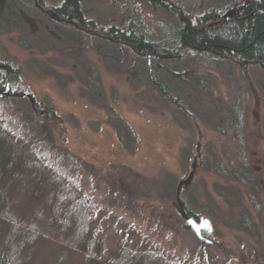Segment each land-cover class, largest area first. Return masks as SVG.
<instances>
[{
    "label": "rangeland",
    "instance_id": "rangeland-1",
    "mask_svg": "<svg viewBox=\"0 0 264 264\" xmlns=\"http://www.w3.org/2000/svg\"><path fill=\"white\" fill-rule=\"evenodd\" d=\"M165 1L175 13L149 0H80V10L93 27H140L171 49L178 47L175 29L186 24L179 9L190 24L204 11L223 15L246 0ZM61 2L0 0V62L12 66L10 86L35 99L33 109L22 96L1 98L4 114L24 123L23 142L11 137L15 167L37 161L49 140L75 156L82 167L76 164L75 175L66 176L92 206L108 254L123 240L183 264H264L260 62L210 61L185 50L159 59L154 48L141 56L94 28L45 14ZM193 162L194 177L180 199L195 226L175 203L177 184ZM241 162L252 177L238 172ZM23 169L25 182L11 192L10 211L31 217L38 200L29 198L30 174ZM205 221L209 231L201 228ZM33 248L28 264H84L53 238L38 239Z\"/></svg>",
    "mask_w": 264,
    "mask_h": 264
},
{
    "label": "trees",
    "instance_id": "trees-1",
    "mask_svg": "<svg viewBox=\"0 0 264 264\" xmlns=\"http://www.w3.org/2000/svg\"><path fill=\"white\" fill-rule=\"evenodd\" d=\"M149 3L176 12V8L168 1L149 0ZM242 5L241 15L245 17L239 20H222L220 13L214 9L200 13L186 28L175 29L174 43L178 47L171 49L150 40L140 27H128L126 30L113 26L107 29L93 27V23L87 21L80 10V0H62L53 7V11L61 18L77 23L78 28H94L98 34L130 47L141 56L149 54L153 48L159 53L172 52L177 55L185 50L195 58L207 57L210 61L232 62L233 57L256 61L264 69V0H248ZM12 74V66L0 62V89L7 82L11 83ZM161 87L165 89V85ZM2 99L0 98V264L30 263L34 256L35 242L50 238L79 253L84 264H183L155 251L129 248L123 240H118L117 248L108 254L104 241L96 232L92 206L80 198L74 188L75 180L66 176L75 175V165L79 164L80 168L82 163L70 152L58 151L49 140L43 142L51 153L46 150L42 154H35L37 161H24L21 167H15L17 146L11 137L23 142L26 138L24 123L4 114L2 105L5 103ZM35 140L41 143L40 138ZM239 166L238 172L245 179L252 177L246 163L241 162ZM20 168L30 174L28 187L32 191L28 194L29 198L38 200L31 211V217L10 211V206L14 204L11 192H18L23 186L24 180L21 179L24 177ZM187 214L193 216L191 212ZM243 221L250 224L247 215ZM44 226L50 229L46 230Z\"/></svg>",
    "mask_w": 264,
    "mask_h": 264
},
{
    "label": "water",
    "instance_id": "water-1",
    "mask_svg": "<svg viewBox=\"0 0 264 264\" xmlns=\"http://www.w3.org/2000/svg\"><path fill=\"white\" fill-rule=\"evenodd\" d=\"M168 3L170 5H172V3H170V2H168ZM39 8L42 9L41 7H39ZM175 8L178 9L177 7H175ZM178 12H179L180 20L186 22V24L184 26V28H186L189 25V23H188L187 19L184 18L183 12L180 9L178 10ZM235 12H236V10L232 9V10L226 12L225 14H223L222 18L223 19L227 18L228 16L234 14ZM45 14L48 15L51 19H54V20H56L58 22L69 23L68 20L61 18L54 11H51V10L45 11ZM73 25L75 27H79L78 24H76V23H73ZM83 30H85V29H83ZM153 56H155L156 58H159V59H170V58L173 57L172 54H169V53H164L163 54V53H159V52H157V53L154 52ZM9 96H11L10 85H9V83H7L4 88L0 89V98H6V97H9ZM15 96H22L24 98H27L29 103H30V105L32 106V108L35 109V99H34V96L30 92H24L21 95L15 94ZM194 172H195V163L193 162L192 163V169L189 172L188 176L185 179H183V180L178 182L177 187H176V191H175V203H176V206H177L180 214L183 217H185L189 223L192 221V219L190 217H187V214L184 212L183 204H182L181 199H180V193H181L182 189L185 190L189 186V184L191 183V181H192V179L194 177ZM201 228L204 231H209L210 230L209 223L207 221H205L202 224Z\"/></svg>",
    "mask_w": 264,
    "mask_h": 264
},
{
    "label": "flooded vegetation",
    "instance_id": "flooded-vegetation-1",
    "mask_svg": "<svg viewBox=\"0 0 264 264\" xmlns=\"http://www.w3.org/2000/svg\"><path fill=\"white\" fill-rule=\"evenodd\" d=\"M34 1V0H33ZM248 0H246V1H244L245 3L247 2ZM250 1V0H249ZM244 7V5H237L235 8H234V10H236V12L234 13V14H232V15H230V16H228L227 18H222V20H226V19H231V18H234L235 20H239V19H242V18H244L245 17V15H241V12H242V8ZM232 10V9H231ZM221 17H222V15H221ZM81 29V28H80ZM87 30V29H86ZM89 31V30H88ZM8 83V82H7ZM6 83V84H7ZM5 84V85H6ZM5 85H4V87H5ZM9 85H10V83H9ZM3 87V88H4ZM10 88H11V94L12 95H14V94H18V93H16L15 92V90L10 86ZM197 222V221H196ZM191 224H193V226H195L196 225V223H193V221H191Z\"/></svg>",
    "mask_w": 264,
    "mask_h": 264
},
{
    "label": "bare ground",
    "instance_id": "bare-ground-1",
    "mask_svg": "<svg viewBox=\"0 0 264 264\" xmlns=\"http://www.w3.org/2000/svg\"><path fill=\"white\" fill-rule=\"evenodd\" d=\"M69 23H70V21H69ZM72 23H74V22H72ZM77 24V23H76ZM2 89V88H1Z\"/></svg>",
    "mask_w": 264,
    "mask_h": 264
}]
</instances>
